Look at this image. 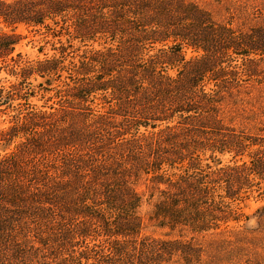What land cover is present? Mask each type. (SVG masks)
<instances>
[{"label":"trees","instance_id":"trees-1","mask_svg":"<svg viewBox=\"0 0 264 264\" xmlns=\"http://www.w3.org/2000/svg\"><path fill=\"white\" fill-rule=\"evenodd\" d=\"M20 28L53 55L14 57ZM224 52L264 56V32L186 0H0V264H263L238 206L264 225V153L219 113ZM139 185L162 237L141 235Z\"/></svg>","mask_w":264,"mask_h":264},{"label":"rangeland","instance_id":"rangeland-1","mask_svg":"<svg viewBox=\"0 0 264 264\" xmlns=\"http://www.w3.org/2000/svg\"><path fill=\"white\" fill-rule=\"evenodd\" d=\"M186 1L206 10L211 15L214 24L218 26L231 25L233 31L239 35L249 34L256 31V29L264 32V0ZM19 32L24 38L15 46L14 57L19 53L23 60L35 61L41 60L45 56L49 57L53 55L52 46H57L55 40L49 39L48 43H45L37 33L29 32L23 28H20ZM183 54L186 60L199 56V53L189 48H184ZM219 64L227 70V72L221 73L223 83L222 87L218 90L227 91L228 93L225 100L219 105V113L225 121L226 129L232 130L235 135L242 136L247 140L251 138L259 141L262 145V148H259L262 151L259 152L264 153V56L251 54L246 59L241 60L240 58H232L228 53L224 52L220 55ZM252 70L255 71L254 74L249 72ZM13 81L14 79L8 76L4 70H0V85L7 86L9 82ZM32 83L38 86L37 84L43 83V80L37 78ZM212 85L214 83L206 78L205 91L212 89ZM40 90L41 88L37 87L35 91ZM32 103L39 107L43 104V100L34 98L32 99ZM8 119L6 114H0V130L8 126ZM255 149L256 146L253 147L252 152ZM251 155L253 156L255 153ZM220 159L221 163L218 167L231 165L233 155L226 153L220 156ZM234 159L240 162L243 160L248 161L249 158L245 153ZM137 191L143 193L141 206L138 210L145 227L141 235L162 237L164 231L154 228L153 223L148 221V216L153 209L152 201L154 198H149V193L146 191L144 185H139ZM262 204L263 202L252 197L238 206L240 211L247 216V220L241 218L242 220L239 225H243L248 233H252V236H259L261 234H263L261 236H264V225L258 224L256 218L260 214L259 209ZM256 251L262 257L264 264V244L257 248ZM249 257H246V259ZM239 259L241 260V264L244 258L241 256ZM227 264H231V260Z\"/></svg>","mask_w":264,"mask_h":264}]
</instances>
